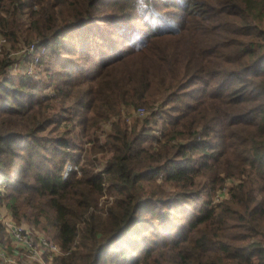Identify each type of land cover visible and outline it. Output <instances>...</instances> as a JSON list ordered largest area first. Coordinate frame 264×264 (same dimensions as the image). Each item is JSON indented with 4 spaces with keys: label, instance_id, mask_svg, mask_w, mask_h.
<instances>
[{
    "label": "trees",
    "instance_id": "1",
    "mask_svg": "<svg viewBox=\"0 0 264 264\" xmlns=\"http://www.w3.org/2000/svg\"><path fill=\"white\" fill-rule=\"evenodd\" d=\"M156 6L0 0L9 40L38 33L65 67L81 38L102 62L86 88L77 72H53L52 99L74 116L48 136L54 102L35 100L31 78L14 82L12 60L0 58V204L54 237L55 264H264V0H184L171 16ZM26 9L30 24L19 18ZM151 102L171 103L159 136L148 124L156 113L143 124L119 116L104 143L85 149L102 120ZM99 152L109 153L103 162L90 158ZM68 161L83 164L65 176ZM227 179L230 196L216 203Z\"/></svg>",
    "mask_w": 264,
    "mask_h": 264
},
{
    "label": "rangeland",
    "instance_id": "2",
    "mask_svg": "<svg viewBox=\"0 0 264 264\" xmlns=\"http://www.w3.org/2000/svg\"><path fill=\"white\" fill-rule=\"evenodd\" d=\"M51 3L58 2V0H48ZM68 3H71L73 0H67ZM172 1H175V4H170ZM157 2V14L164 13L165 15L171 16L175 11L178 10L177 4H183L184 0H156ZM114 6V5H111ZM38 5H35V9H38ZM109 13H113L115 10L114 8H106ZM23 11L19 14V18L26 22L27 24H30L31 20L29 17V11ZM180 10V9H179ZM186 11H183L181 13L182 15H185ZM160 17V16H159ZM191 18V17H189ZM185 15L184 20V27H187L190 25L191 19H189ZM188 19V21H187ZM182 20L180 19V22ZM104 20H97L96 23L91 24L93 28V32L97 31L98 33L101 32L99 29H101V26H103ZM180 22H178L175 25H178ZM137 26L138 28H144L146 25H144V22L140 18L134 19V26ZM165 26H169V22H165ZM213 26V25H212ZM1 30V28H0ZM113 30H109L107 32H112ZM74 33H78L77 31H74ZM104 33V32H103ZM117 33L116 31H113V33H110L111 35H115ZM108 34V33H107ZM29 37V40H25L20 38L19 42H14L13 40H9L6 36L0 33V58L7 57L12 60V64L10 65V68L8 71L11 73L12 79L14 82H19V80L23 76H28L31 79L30 84L36 85V89H34L33 92L37 94V97H35V100L38 102H41L42 104H48V102H54V108L51 110V112L48 113V115H51V119L54 121V123H49L48 129L42 132L44 135L48 136H56L58 135L63 129V125L66 124V117L68 116H74V110L70 109L67 111H62L63 107L60 106V103L53 101L54 99V86L57 83H61V79H54L53 72L61 70L62 62L60 60H56L54 57L51 56V49L53 48V41L49 45H44L41 43V38L38 33L32 34L28 36V32H23V37ZM201 36V35H200ZM31 37V38H30ZM73 37V36H72ZM94 38V37H93ZM98 41H103L101 37H96ZM122 40V39H120ZM72 44H76V48L78 50L76 53H65L63 54V58H66L69 62L66 64V66L62 67L65 68L66 72H77L78 75L75 80L84 79V88L89 87L90 84L94 85L93 83L96 80L95 71L97 68H100L101 63L99 53L101 51H96L89 48L84 44V42L81 40V38H78L77 41L71 40ZM30 42V43H29ZM122 42V41H121ZM32 44H35L34 47H32ZM130 44V43H129ZM122 46L121 44L118 45V47ZM130 46V45H129ZM95 47V45H94ZM50 50V53H49ZM76 50V49H75ZM85 50V51H84ZM64 52V51H63ZM50 54V56H46V54ZM102 53L105 55V57L110 56L112 53L110 49H103ZM112 56V55H111ZM50 99L48 101L47 99ZM150 105H144L139 107H132V106H124L121 108L119 115H114L109 118H106L102 120L99 124V128L97 130V133L94 135L91 142L85 143L84 147L87 150L88 148H93L94 144L97 143L98 140L100 143H104L106 141V137L110 135L113 131L114 121L119 119V116H122L128 122L131 124L134 120L140 121L141 124L143 122H146L145 116H148L149 114H155L152 119L148 122L149 126H153L156 128V131H154V134L160 135V128L162 125V118L167 116V112H169L171 103L167 104L166 106H163L160 102H151ZM70 105H65L67 108ZM38 106L36 105L35 108ZM140 108H144V114H140L141 110ZM34 113V110L31 111ZM123 119V120H124ZM157 124H155V121ZM52 121V122H53ZM59 128V130L57 129ZM157 136V135H156ZM84 142H81L80 144H83ZM99 143V144H100ZM46 152L47 155H51L52 153L50 151H43L42 154L44 155ZM109 153H103L99 152L95 155H90V158L94 159L96 157L99 158V160H105V157H107ZM84 156L86 157V152L84 151ZM105 156V157H104ZM83 157V156H82ZM69 160V159H68ZM103 162V161H102ZM74 163V162H73ZM71 163V161H68L66 163L67 166L70 164L72 165L73 169L75 167H80L83 164V161L80 163L74 165ZM66 166V167H67ZM101 165H99V168ZM19 168V167H18ZM97 169V168H96ZM79 170V174H80ZM19 173L17 172L16 175ZM233 185L232 179H227V181L224 183V185L220 188L219 192L217 191L216 195H214V201L216 203H219L223 201L226 197L230 196V188ZM5 185L2 186V190L5 189ZM173 188V187H171ZM170 188V189H171ZM205 196V195H204ZM203 196H199L195 200L197 201V204H200L203 200ZM114 199V196L110 193L109 189L104 190L103 196L100 198L99 206L108 207L110 203H112ZM194 207V205H192ZM0 214L7 215L11 214L12 212L8 205L6 204H0ZM17 221V220H16ZM24 223L27 226L31 227L34 230L40 231L42 234H46V237L55 240L54 237L47 231H43L40 227H37L36 225L30 224L26 221L20 222ZM0 237L2 239V247L5 250L6 255L12 260L13 264H55V256H51V252L48 251L47 247L44 245H38L36 243L34 250H26L18 248L16 250L15 244H13L10 240L6 238V234L4 232V229L2 226H0ZM37 241V240H35ZM56 242V241H55ZM60 245V244H59ZM16 262V263H14Z\"/></svg>",
    "mask_w": 264,
    "mask_h": 264
},
{
    "label": "built area",
    "instance_id": "3",
    "mask_svg": "<svg viewBox=\"0 0 264 264\" xmlns=\"http://www.w3.org/2000/svg\"><path fill=\"white\" fill-rule=\"evenodd\" d=\"M35 44H32L34 47ZM144 108H140V114H144ZM78 167H75L77 169ZM73 167L70 164L66 167L64 175L67 176L69 171ZM0 223L6 234V238L15 244L16 250L18 248L26 250H34L36 243L38 245H44L47 247L48 251L51 252V256H59L63 254L61 246L54 240L46 237V234H42L38 230H34L24 223L16 221L15 217L11 214L3 215L0 214ZM10 238V239H9ZM37 240V241H35ZM2 239L0 237V264H13L12 260L6 255L5 250L2 247ZM16 263V262H14ZM17 264V263H16ZM53 264V262H52Z\"/></svg>",
    "mask_w": 264,
    "mask_h": 264
}]
</instances>
